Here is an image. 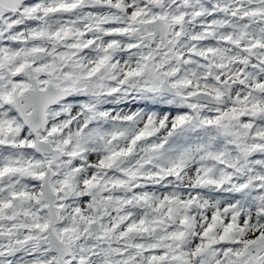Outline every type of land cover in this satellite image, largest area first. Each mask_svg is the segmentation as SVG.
I'll return each mask as SVG.
<instances>
[{"label": "snow or ice", "instance_id": "6c2138e0", "mask_svg": "<svg viewBox=\"0 0 264 264\" xmlns=\"http://www.w3.org/2000/svg\"><path fill=\"white\" fill-rule=\"evenodd\" d=\"M0 264H264V0H0Z\"/></svg>", "mask_w": 264, "mask_h": 264}]
</instances>
